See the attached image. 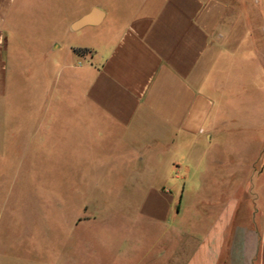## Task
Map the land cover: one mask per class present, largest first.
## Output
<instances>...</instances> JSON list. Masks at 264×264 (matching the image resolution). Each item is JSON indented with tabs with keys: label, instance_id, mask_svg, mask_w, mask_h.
<instances>
[{
	"label": "crops",
	"instance_id": "0c3cea01",
	"mask_svg": "<svg viewBox=\"0 0 264 264\" xmlns=\"http://www.w3.org/2000/svg\"><path fill=\"white\" fill-rule=\"evenodd\" d=\"M98 1L62 20L65 36L104 24L108 12L101 6L117 0ZM30 2L0 0V184L9 179V161L35 160L42 150L55 160L53 125L65 111L69 140L79 142L67 143L66 161H106L96 167L97 175L145 182L141 190L135 183L126 186L121 196L142 198L139 215L173 227L174 196L152 181L177 166L164 161H173L170 152L183 138L192 139L190 155L210 131L214 102L202 78L226 4L138 0L107 52L83 62L63 39L35 28V19L28 29L19 24L34 12ZM92 10L90 23L75 27ZM181 181L180 200L186 190ZM233 218L234 208L223 205L194 235L180 237L187 254L166 250L162 264H264V224Z\"/></svg>",
	"mask_w": 264,
	"mask_h": 264
},
{
	"label": "rangeland",
	"instance_id": "374dc122",
	"mask_svg": "<svg viewBox=\"0 0 264 264\" xmlns=\"http://www.w3.org/2000/svg\"><path fill=\"white\" fill-rule=\"evenodd\" d=\"M28 1L34 12H26L19 24L28 29L35 19L31 24L41 32L87 50L79 56L83 62L107 52L138 2L110 1L101 6L108 17L100 28L65 36L62 20L98 0ZM222 1L225 17L202 78L214 102L210 131L190 155L192 139L183 138L170 152L173 161H164L177 166L167 178L152 181L174 196L173 227L139 215L142 198L121 196L126 186L135 183L141 190L145 182L97 175L106 161H66L70 137L64 111L53 125L55 160L42 150L35 160L9 161V179L0 184L6 193L1 198L0 191V264H162L166 250L187 254L180 237L194 235L225 204L234 208V223L264 224V0ZM70 142L79 144L75 137ZM23 175L26 180L18 181ZM181 178L186 190L180 200Z\"/></svg>",
	"mask_w": 264,
	"mask_h": 264
},
{
	"label": "water",
	"instance_id": "95a60500",
	"mask_svg": "<svg viewBox=\"0 0 264 264\" xmlns=\"http://www.w3.org/2000/svg\"><path fill=\"white\" fill-rule=\"evenodd\" d=\"M95 10H92L89 14L83 16L76 24L75 27H80V26H85L90 23V16L91 13L94 12Z\"/></svg>",
	"mask_w": 264,
	"mask_h": 264
},
{
	"label": "trees",
	"instance_id": "16d2710c",
	"mask_svg": "<svg viewBox=\"0 0 264 264\" xmlns=\"http://www.w3.org/2000/svg\"><path fill=\"white\" fill-rule=\"evenodd\" d=\"M88 51L87 50H84V49H73V53L76 54L77 56H83L87 53ZM179 204V202H178ZM178 206L176 207V209H178Z\"/></svg>",
	"mask_w": 264,
	"mask_h": 264
}]
</instances>
